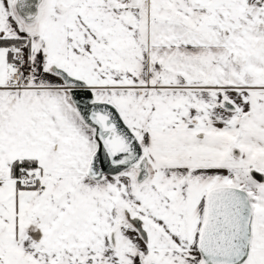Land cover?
Returning <instances> with one entry per match:
<instances>
[{
  "label": "snow or ice",
  "instance_id": "1",
  "mask_svg": "<svg viewBox=\"0 0 264 264\" xmlns=\"http://www.w3.org/2000/svg\"><path fill=\"white\" fill-rule=\"evenodd\" d=\"M0 264H264V0H0Z\"/></svg>",
  "mask_w": 264,
  "mask_h": 264
}]
</instances>
